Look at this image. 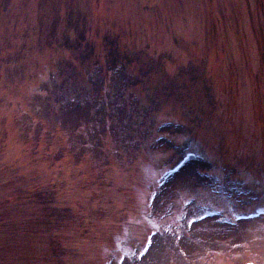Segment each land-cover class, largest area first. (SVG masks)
Listing matches in <instances>:
<instances>
[{
	"label": "rangeland",
	"instance_id": "374dc122",
	"mask_svg": "<svg viewBox=\"0 0 264 264\" xmlns=\"http://www.w3.org/2000/svg\"><path fill=\"white\" fill-rule=\"evenodd\" d=\"M259 207L264 0H0V264H264Z\"/></svg>",
	"mask_w": 264,
	"mask_h": 264
},
{
	"label": "trees",
	"instance_id": "16d2710c",
	"mask_svg": "<svg viewBox=\"0 0 264 264\" xmlns=\"http://www.w3.org/2000/svg\"><path fill=\"white\" fill-rule=\"evenodd\" d=\"M114 63V62H113Z\"/></svg>",
	"mask_w": 264,
	"mask_h": 264
}]
</instances>
